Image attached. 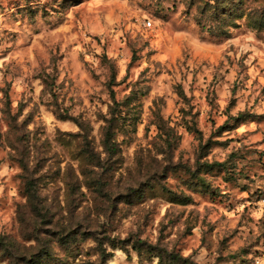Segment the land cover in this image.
<instances>
[{
	"label": "rangeland",
	"instance_id": "obj_1",
	"mask_svg": "<svg viewBox=\"0 0 264 264\" xmlns=\"http://www.w3.org/2000/svg\"><path fill=\"white\" fill-rule=\"evenodd\" d=\"M263 15L0 0V264H264Z\"/></svg>",
	"mask_w": 264,
	"mask_h": 264
},
{
	"label": "trees",
	"instance_id": "obj_2",
	"mask_svg": "<svg viewBox=\"0 0 264 264\" xmlns=\"http://www.w3.org/2000/svg\"><path fill=\"white\" fill-rule=\"evenodd\" d=\"M216 3V2H215ZM208 6L212 7L211 3L208 4ZM213 9H216V7H212ZM232 12V11H231ZM239 17V16H238ZM263 19L260 21V26H264V15L262 16ZM108 143L107 144H110V136H108V139H107ZM111 151L115 150V147L114 145H111ZM171 257H173L176 261H178V259H181L179 256H175V255H172Z\"/></svg>",
	"mask_w": 264,
	"mask_h": 264
},
{
	"label": "built area",
	"instance_id": "obj_3",
	"mask_svg": "<svg viewBox=\"0 0 264 264\" xmlns=\"http://www.w3.org/2000/svg\"><path fill=\"white\" fill-rule=\"evenodd\" d=\"M148 25L150 26V25H151V23H150V22H148Z\"/></svg>",
	"mask_w": 264,
	"mask_h": 264
}]
</instances>
